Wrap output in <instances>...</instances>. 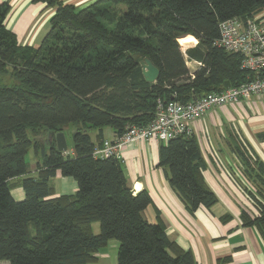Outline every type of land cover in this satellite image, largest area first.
I'll return each mask as SVG.
<instances>
[{"label":"trees","instance_id":"trees-1","mask_svg":"<svg viewBox=\"0 0 264 264\" xmlns=\"http://www.w3.org/2000/svg\"><path fill=\"white\" fill-rule=\"evenodd\" d=\"M35 1L57 7L39 46L18 41L6 25L11 6L0 3V75L14 80L0 81V264H90L111 239L120 243L117 264H198L162 220L144 217L152 197L133 191L123 159L94 151L106 140L105 127L119 136L128 126L148 125L159 100L187 102L223 91L227 81L248 82L253 73L241 68V54L216 45L219 24L262 15L264 0H97L84 8ZM197 40L186 49L202 64L192 78L179 42ZM145 58L160 71L154 83L143 75ZM70 126L72 148L60 151L56 134ZM231 143L253 205L241 209L242 225L264 240V161L238 134ZM31 149L34 173L26 159ZM159 155L192 214L218 203L194 134L161 142ZM57 175L74 178L76 192L57 195ZM19 187L21 201L12 195Z\"/></svg>","mask_w":264,"mask_h":264},{"label":"crops","instance_id":"crops-1","mask_svg":"<svg viewBox=\"0 0 264 264\" xmlns=\"http://www.w3.org/2000/svg\"><path fill=\"white\" fill-rule=\"evenodd\" d=\"M62 1L84 8L97 0ZM3 2L11 6L6 25L18 41L39 46L57 7L35 0H0ZM192 128L207 162L204 176L218 195V203L192 214L171 187L167 170L159 165L161 141L145 140L127 144L121 151L130 187L135 193L147 190L152 197L144 217L150 222L162 220L170 239L191 250L198 264H264L263 238L255 227L243 226L240 219L241 209L252 207V202L244 189L249 183L243 178L242 164L231 143L232 136L238 134L264 161V140L258 138L264 132V97L253 95L216 108L196 120ZM115 136L112 128H104L105 139ZM52 182L57 195L74 194L78 186L73 178L61 175ZM12 195L16 200L25 198L21 187L12 190ZM226 215L230 217L223 219ZM93 230L98 233L95 224ZM119 245L118 240L111 239L90 264H117Z\"/></svg>","mask_w":264,"mask_h":264},{"label":"built area","instance_id":"built-area-1","mask_svg":"<svg viewBox=\"0 0 264 264\" xmlns=\"http://www.w3.org/2000/svg\"><path fill=\"white\" fill-rule=\"evenodd\" d=\"M219 28L220 37L216 45L229 52L240 53L241 68L253 73V77L241 85L195 96L187 102L159 100L156 116L148 125L128 126L122 135L106 139L101 147H97L95 156L121 159V151L127 144L145 140L168 142L180 136H190L193 134L192 124L212 110L253 95L264 97V17L260 15L246 23L232 18L222 21ZM181 49L194 78L202 64L189 60L186 50Z\"/></svg>","mask_w":264,"mask_h":264},{"label":"rangeland","instance_id":"rangeland-1","mask_svg":"<svg viewBox=\"0 0 264 264\" xmlns=\"http://www.w3.org/2000/svg\"><path fill=\"white\" fill-rule=\"evenodd\" d=\"M262 16L264 17V14H262ZM198 42V40H197ZM181 48L183 49H187L189 47H192V46H195L193 44H188V45H182L180 42H179ZM190 68L191 65H189ZM0 81L3 82V83H6V84H12L14 83V80L12 78V76L10 74H7V75H0ZM109 129H111V127H109ZM72 132H73V128L72 126H70L66 132V138H67V143H68V149H71L72 147V144H73V139H72ZM94 133L95 132H92V136H94ZM26 159L28 161V164H29V169L31 171V173H34L35 172V166H36V162H37V159L35 157V153H34V150L31 149L28 153V155L26 156ZM72 178V177H71ZM74 179V178H73ZM75 180V179H74ZM16 189V188H15ZM14 190V189H13ZM23 200V199H22ZM17 201H21V200H17ZM253 206V205H252ZM250 207V206H249ZM95 228L97 229L98 233L100 232V224L99 222H96L95 223Z\"/></svg>","mask_w":264,"mask_h":264},{"label":"water","instance_id":"water-1","mask_svg":"<svg viewBox=\"0 0 264 264\" xmlns=\"http://www.w3.org/2000/svg\"><path fill=\"white\" fill-rule=\"evenodd\" d=\"M142 68H143V75L148 82L154 83L159 77L160 74L159 69L152 63V61L149 58L144 59ZM230 86H231L230 82L227 81L225 87H230ZM56 140H57V148L60 151L68 150V143L64 132H58L56 134Z\"/></svg>","mask_w":264,"mask_h":264},{"label":"bare ground","instance_id":"bare-ground-1","mask_svg":"<svg viewBox=\"0 0 264 264\" xmlns=\"http://www.w3.org/2000/svg\"><path fill=\"white\" fill-rule=\"evenodd\" d=\"M198 42L192 43L193 45H196Z\"/></svg>","mask_w":264,"mask_h":264}]
</instances>
